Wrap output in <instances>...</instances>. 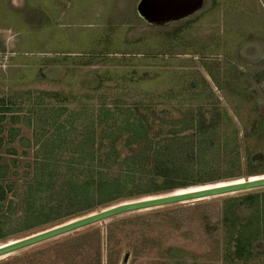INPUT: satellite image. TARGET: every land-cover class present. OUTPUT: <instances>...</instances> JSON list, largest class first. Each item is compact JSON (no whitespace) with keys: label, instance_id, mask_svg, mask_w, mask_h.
I'll use <instances>...</instances> for the list:
<instances>
[{"label":"rangeland","instance_id":"obj_1","mask_svg":"<svg viewBox=\"0 0 264 264\" xmlns=\"http://www.w3.org/2000/svg\"><path fill=\"white\" fill-rule=\"evenodd\" d=\"M0 100V163L17 160L4 179L16 186L5 206L20 207L34 155L59 139L67 153L88 131L98 138L126 109L146 111L155 124L190 104H205V121L214 107L225 110L232 123L218 132L235 130L241 172L255 171L238 178H257L264 175V0H0ZM250 194L261 197L257 207ZM60 223L7 235L0 245ZM97 250L101 264L107 255L110 264H264V187L123 213L0 264L73 257L89 264Z\"/></svg>","mask_w":264,"mask_h":264},{"label":"trees","instance_id":"obj_2","mask_svg":"<svg viewBox=\"0 0 264 264\" xmlns=\"http://www.w3.org/2000/svg\"><path fill=\"white\" fill-rule=\"evenodd\" d=\"M204 105L176 107L174 111L177 117H172L169 122L164 119L160 121L162 118L154 119L157 124L148 118L146 111L126 109L118 119L109 123L111 125L107 127L105 124L100 137L95 138L93 132L89 131L83 134L69 148V153L63 151L65 147L68 148L67 141L59 139L57 144L51 143L52 148H44L28 164L30 172L27 174L28 182L21 191V208L16 204L4 205L8 192L16 189L15 185L6 184L4 179L14 175L12 169L17 160L1 162L0 239L62 220L70 221L109 203L118 204L141 196L152 195L141 199L153 198L186 189L233 183L239 181L238 177L242 174L255 173L253 169L241 172L240 148L235 130L234 134H227L225 130L218 132L223 122L231 126L230 116L225 110L214 107L211 119L205 121ZM222 117L225 120L221 122ZM112 123L116 126L113 127ZM156 126L158 130L153 132ZM108 130L109 134H105ZM125 134L128 137L121 141ZM118 141L123 142L119 146L129 148L125 151L127 153L117 148ZM101 147L105 150L101 151ZM228 179L235 180L219 183ZM247 198L256 207L262 201L258 194H250ZM109 206L112 205L106 207ZM224 216L226 221L229 217ZM228 223L234 226L232 218ZM94 232L99 244V231ZM106 237L110 241L111 233L108 232ZM83 238L80 235L75 239L78 246ZM142 242L156 244L150 238H143ZM241 243L240 237L235 238V245L240 247ZM108 259L107 255L106 261L110 264ZM66 261V264H78L76 257L72 260L67 258ZM89 264H101L98 250Z\"/></svg>","mask_w":264,"mask_h":264},{"label":"water","instance_id":"obj_3","mask_svg":"<svg viewBox=\"0 0 264 264\" xmlns=\"http://www.w3.org/2000/svg\"><path fill=\"white\" fill-rule=\"evenodd\" d=\"M264 187V176L257 179H246L241 182H234L226 185L214 186L211 188L183 192V193H172L165 194L153 198H145L138 200H131L127 202L118 203L93 213L84 215L79 218L67 221L50 229L37 232L30 236L22 239H18L14 242L4 244L0 246V257L9 255L15 251L21 250L23 248L29 247L36 243L51 239L53 237L69 233L76 229L101 222L103 220L115 217L117 215L140 211L150 208L161 207L165 205L186 202L190 200H196L200 198H205L209 196L224 195L227 193L245 191L255 188Z\"/></svg>","mask_w":264,"mask_h":264},{"label":"bare ground","instance_id":"obj_4","mask_svg":"<svg viewBox=\"0 0 264 264\" xmlns=\"http://www.w3.org/2000/svg\"><path fill=\"white\" fill-rule=\"evenodd\" d=\"M260 178V177H259ZM252 179H257V178H251V180ZM241 181H243V180H239V181H237V182H241ZM234 183V182H233ZM227 184H230V183H227ZM222 185H226V184H221V186ZM214 186H220V184H218V185H211V186H207V187H200V188H193V189H186V190H182V191H176V192H174V193H183V192H189V191H195V190H201V189H206V188H211V187H214ZM60 225V224H59ZM57 226V225H56ZM55 227V226H54ZM52 228V227H51ZM48 229H50V228H48ZM45 230H47V229H45ZM44 231V230H43ZM40 232V231H39ZM35 234V233H34ZM32 235V234H31ZM28 236H30V235H28ZM27 237V236H26ZM23 238H25V237H23ZM20 239H22V238H20ZM18 240V239H17ZM14 241H16V240H14ZM14 241H11V242H14ZM11 242H8V243H11ZM7 244V243H6ZM4 245V244H3ZM0 246H2V245H0Z\"/></svg>","mask_w":264,"mask_h":264},{"label":"crops","instance_id":"obj_5","mask_svg":"<svg viewBox=\"0 0 264 264\" xmlns=\"http://www.w3.org/2000/svg\"><path fill=\"white\" fill-rule=\"evenodd\" d=\"M94 2V0H92V3Z\"/></svg>","mask_w":264,"mask_h":264}]
</instances>
